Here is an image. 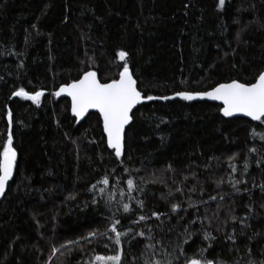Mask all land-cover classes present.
<instances>
[{"label":"trees","instance_id":"1","mask_svg":"<svg viewBox=\"0 0 264 264\" xmlns=\"http://www.w3.org/2000/svg\"><path fill=\"white\" fill-rule=\"evenodd\" d=\"M125 62L157 96L254 82L264 0H0V152L11 111L18 154L0 205V264H96L115 254V234L81 238L117 218L132 230L123 264H264V124L226 119L210 102L153 101L135 110L119 162L98 113L76 126L69 99L54 100L88 70L109 82ZM21 88L42 91L39 105L15 96ZM70 240L80 244L53 254Z\"/></svg>","mask_w":264,"mask_h":264},{"label":"snow or ice","instance_id":"2","mask_svg":"<svg viewBox=\"0 0 264 264\" xmlns=\"http://www.w3.org/2000/svg\"><path fill=\"white\" fill-rule=\"evenodd\" d=\"M219 8L223 9L225 0H218ZM127 53L124 51L119 52V58L124 60ZM66 94L71 97V112L75 117L83 120L90 110H96L103 118V131L107 136V146L114 151L116 158L121 159L125 155V130L126 127L132 122L133 109L141 104L145 99L148 101L154 99H173L174 97H144L140 90L137 88V81L133 78L127 64L123 66V71L119 74L118 79L111 82L102 83L97 78L95 71H87L83 74L82 78L67 84L55 93L57 97ZM16 96L23 97L26 100H31L33 103L39 105L41 97L44 95L42 91L29 94L23 88L15 92ZM181 99L192 101L197 99H209L220 101L223 105L222 113L225 117H232L237 114H243L250 117L253 121H259L264 124V72L259 73L254 82L245 83L238 80H232L228 83H222L215 86L211 91L203 93H189L180 92L176 94ZM79 122V121H77ZM9 132L6 138V143L0 152V197L5 195V190L9 181L13 178L14 170L17 167V151L13 147V136L11 134L12 113L8 112ZM264 139V137H262ZM255 151V149H253ZM233 171H235V167ZM247 167V166H245ZM99 183L107 186L110 180L105 176ZM129 189L135 187L133 180L127 181ZM91 190H96V185H92ZM180 191V189H178ZM99 192L103 196L105 189L100 188ZM215 199V197H213ZM96 202L95 200L93 201ZM143 207V202L139 203ZM179 205H173L172 211L176 212ZM124 213L131 211L128 204L123 205ZM157 219L161 214L153 213ZM147 219L141 215L139 220L133 221L139 223ZM235 219V217H233ZM121 223V218L115 219L110 229L105 232L98 233L97 231L90 232L88 236L82 237V240L89 241L99 236H107L108 232L114 233V237L109 236L112 244L115 246L113 255H96V264H123L124 250L122 246V237L129 235L130 229L127 232L118 230V225ZM192 223H195L193 221ZM187 231V229H185ZM140 237H144V232L137 233ZM191 234L189 233V236ZM151 239V237H149ZM189 237H185V243L188 242ZM204 239H209L208 235ZM79 240H70L61 244L60 248H53V254L59 252L62 248L69 251L72 250V245H79ZM107 246V245H105ZM148 248H154V245H147ZM205 249H201V252ZM145 264H164L160 260H152L151 258L145 261ZM167 264H172V261H167ZM186 264H214L211 260L191 259Z\"/></svg>","mask_w":264,"mask_h":264},{"label":"water","instance_id":"3","mask_svg":"<svg viewBox=\"0 0 264 264\" xmlns=\"http://www.w3.org/2000/svg\"><path fill=\"white\" fill-rule=\"evenodd\" d=\"M125 64H127L128 68H129V71L131 72L133 78L137 81V88H138V90L141 91V93H142V95H143L144 97H147V96H149V95H150V96H154V97H174L173 99H168V100H164V99H154V100L148 101V100L145 99L141 104L137 105L136 108L133 109V113H132V122H133V120H134L133 114H134L135 110L138 109V108H139L140 106H142L143 104H147V103H150V102H153V101H155V102H156V101L166 102V101L180 100V101L187 102V103H193V102H210V103L217 104V105H219V106L221 107V109H220V113H221V115L223 116V113H222L223 105H222V103H221L220 101L209 100V99H206V98H205V99L192 100V101H186V100H183V99H181L179 96L176 95L177 93H180V92H176V93H174V94L165 95V96H157V95H154V94H145V93L139 88L138 80L136 79V77H135V75H134V73H133V71H132V69H131L130 64H129L128 62H125L124 65H125ZM124 65H123V66H124ZM88 71H95V72L97 73V78H98L102 83H104V82L100 79V75H99L98 70H96V69H90V70H88ZM122 71H123V67H122L121 71L119 72V74H120ZM263 72H264V71H263ZM119 74H118V77L115 78V79H118V78H119ZM82 76H83V74H82ZM82 76H81L80 78H82ZM80 78H79V79H80ZM76 80H78V79L70 80V82L65 83V84H62L58 89H56V90L53 92V98H54V100H55V101H58V100H60V99H62V98H67V99H69V101H70V113H71V116H72L73 118H75V125H76V126L79 125L80 123H82L90 113H98L99 116H100V118H101V123H102V127H103V118H102V116L100 115L99 112H97L96 110H90L89 113L84 117V119H83V120H80L78 117H75V116L72 114V112H71V97L67 96L66 94H62V95L59 96V97H57V96L55 95V93L58 92L59 89H60L61 87L65 86V85H67V84H70V83H72V82H74V81H76ZM112 80H114V79H112ZM112 80H111V81H112ZM111 81H109V82H111ZM238 81H239V80H238ZM230 82H231V81H230ZM224 83H228V82H224ZM220 84H222V83H220ZM218 85H219V84H218ZM218 85H217V86H218ZM213 88H214V87H213ZM213 88H211V89H209V90H207V91H211ZM207 91H200V92L181 91V92L203 93V92H207ZM15 96H16V95H15ZM223 117L226 118V119L245 118V119H248V120H250V121H252V122H254V123H260L259 121H253L250 117L244 116L243 114H237V115L232 116V117H225V116H223ZM77 121H79V122H77ZM132 122H131V123H132ZM130 125H131V124H129V125L126 127V130H125V141H126V131H127L128 127H129ZM104 134H105V136H106V133H105V132H104ZM106 143H107V136H106ZM107 147H108V146H107ZM108 148H109V147H108ZM109 150H110L111 152H113V154H114V151H113L112 149L109 148ZM114 156H115V155H114ZM123 158H124V157H123ZM123 158H121V159L116 158V159H117L119 162H122V161H123ZM17 164H18V154H17ZM16 168H17V167H16ZM15 175H16V169L14 170L12 180L9 181V184H8L6 190H5V195H6V193H7V190H8V188H9V185L13 182V180H14V178H15ZM5 195H4L3 197H0V205H1L2 200L4 199ZM0 242H1V241H0Z\"/></svg>","mask_w":264,"mask_h":264}]
</instances>
